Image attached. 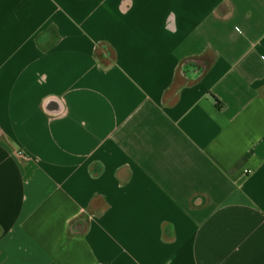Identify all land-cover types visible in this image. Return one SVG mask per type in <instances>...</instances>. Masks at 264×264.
<instances>
[{
    "label": "crops",
    "instance_id": "1",
    "mask_svg": "<svg viewBox=\"0 0 264 264\" xmlns=\"http://www.w3.org/2000/svg\"><path fill=\"white\" fill-rule=\"evenodd\" d=\"M0 264H264V0H0Z\"/></svg>",
    "mask_w": 264,
    "mask_h": 264
},
{
    "label": "trees",
    "instance_id": "2",
    "mask_svg": "<svg viewBox=\"0 0 264 264\" xmlns=\"http://www.w3.org/2000/svg\"><path fill=\"white\" fill-rule=\"evenodd\" d=\"M216 101H217V99L216 98H214ZM219 102V101H218Z\"/></svg>",
    "mask_w": 264,
    "mask_h": 264
}]
</instances>
